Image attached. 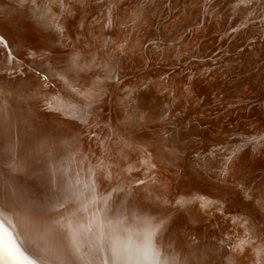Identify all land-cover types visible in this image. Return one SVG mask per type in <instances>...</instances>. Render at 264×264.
Here are the masks:
<instances>
[{
    "label": "bare ground",
    "instance_id": "obj_1",
    "mask_svg": "<svg viewBox=\"0 0 264 264\" xmlns=\"http://www.w3.org/2000/svg\"><path fill=\"white\" fill-rule=\"evenodd\" d=\"M254 78L264 0H0V219L36 264H264Z\"/></svg>",
    "mask_w": 264,
    "mask_h": 264
},
{
    "label": "rangeland",
    "instance_id": "obj_2",
    "mask_svg": "<svg viewBox=\"0 0 264 264\" xmlns=\"http://www.w3.org/2000/svg\"><path fill=\"white\" fill-rule=\"evenodd\" d=\"M168 3V1L166 2ZM182 3H179V6H181ZM153 29V27H152ZM162 33H165L163 31H160ZM263 62H261L262 64ZM114 69L117 68V65L114 64ZM107 70H110V67L108 66L106 68ZM246 71H252V72H256L258 71V63H256V66H254V68H251V66H246L245 67ZM230 76H232L231 74H229ZM164 78H167V76H163ZM233 79V77H232ZM256 79L254 78L252 80V87L256 86L255 83ZM117 82V80H116ZM229 87H231L232 89L230 90L229 96L230 97H234V99L236 98L238 100V102H234L233 104H229L228 103V99L226 98V122H228V118L231 117L232 118V122H236V116L240 111V108H238V105L243 104V106L246 109H249L251 106H256L258 108L257 112H253L252 111V118L253 117H258L262 120H264V106L260 104V99L259 95H262V93L264 94V85L259 88V86H256L255 89H260L259 92L260 94L255 95V89L254 91L249 94L247 92H243L244 94L242 95V92L240 91L239 88H236L235 85L231 84ZM244 99V100H243ZM71 103L73 104H79L77 102L76 99L71 100ZM245 110L244 108L242 109V111ZM230 112L235 113L236 115L234 116V118L229 114ZM246 118V116L242 117ZM230 123L228 122L227 126ZM226 126V128H227ZM233 135V134H232ZM232 135H229L226 133V144L229 143V141L231 140V138L233 137ZM101 136V134H100ZM90 135L89 133L86 135V138H89ZM255 139V140H254ZM264 139V127H261L259 134H256L255 137L253 138V143L251 144V146H247L248 147V154L246 155V157L248 158H257L258 160H262L263 162V168L260 171H253V163H248V164H243L241 167L238 166V169L236 170V175H235V181H238L237 183V187L238 190H235V194H236V198H242L244 197L246 200H250L251 204H254L258 207V202L256 201L255 198H252L250 195V191L253 190V186L254 184L259 185L260 189H262V193L264 194V146L260 147L263 143ZM227 151L230 152V155H228L227 157L232 158L234 155H236L237 150H230L228 149ZM235 157V156H234ZM233 157V158H234ZM255 172V173H254ZM240 178H242V182L240 181ZM237 201L236 199H228L226 198V221L232 222L235 220L236 216L241 213L242 215H244V211L241 210L239 211H235V209L238 207L237 205ZM264 207V205H263ZM260 209V208H259ZM257 212H259L257 210ZM263 219H264V214H261L260 212L258 213ZM245 225L249 228V230L251 231V233L254 235L255 238L259 239V240H264L263 234L261 232V230L259 229L258 226H251L249 224L248 221L244 220ZM229 225H226V242L231 241L233 238L236 237L237 233L235 231V227L233 225H230V223H228ZM263 249H264V245H263Z\"/></svg>",
    "mask_w": 264,
    "mask_h": 264
},
{
    "label": "snow or ice",
    "instance_id": "obj_3",
    "mask_svg": "<svg viewBox=\"0 0 264 264\" xmlns=\"http://www.w3.org/2000/svg\"><path fill=\"white\" fill-rule=\"evenodd\" d=\"M5 241H7V244H5ZM7 245H11V248H8ZM0 246L4 247V250L13 256L16 264H36L14 241L13 236L5 227V221L3 219H0Z\"/></svg>",
    "mask_w": 264,
    "mask_h": 264
}]
</instances>
